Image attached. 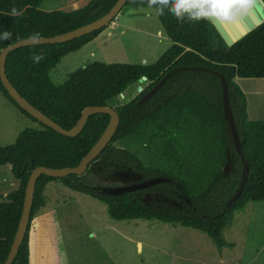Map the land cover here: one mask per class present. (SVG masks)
I'll return each instance as SVG.
<instances>
[{
  "label": "trees",
  "instance_id": "obj_1",
  "mask_svg": "<svg viewBox=\"0 0 264 264\" xmlns=\"http://www.w3.org/2000/svg\"><path fill=\"white\" fill-rule=\"evenodd\" d=\"M45 0H0V34L12 33L11 40L0 39V50L31 34L53 37L72 31L106 14L117 0H90L79 9L43 11ZM264 1V0H263ZM149 7L147 0H127L125 7ZM15 7L22 15L13 17ZM159 22L171 47L151 65L104 64L94 62L71 73L61 85L50 79V71L71 53L93 41L106 27L78 39L56 44H34L10 52L5 71L9 82L36 109L65 130L71 129L88 106H112L116 98L129 87L146 78L147 85L130 101L115 107L118 127L109 144L86 168L82 176L52 178L41 175L35 186L29 224L24 240L12 264L30 263L29 232L36 213L43 208V193L53 181L66 188L90 196L107 207L115 221L157 220L193 229L205 234L218 252L232 248L223 235L233 214L248 203L264 201V120L251 121L246 113V99L235 78L264 79V23L241 40L228 47L209 20H178L167 8ZM114 21V20H113ZM112 21V22H113ZM34 55H42L38 63ZM194 68L181 70L180 68ZM177 69V71H174ZM162 87L145 103L141 97L150 91L167 73ZM228 83L230 103L242 154L234 148L228 123L222 108L220 80ZM0 92L21 114L38 123L22 111L0 84ZM109 122L106 114L91 115L73 138L60 135L40 123L41 129L27 128L7 147L0 146V166H11L19 188L0 202V264L7 258L17 230L23 206L24 191L32 170L71 168L79 164L96 143ZM168 130L183 132L204 143L199 160V172L191 160H184L183 177L161 168L146 166L135 154L115 146L137 137H165ZM166 154L168 152H165ZM232 155L238 161L236 170L230 167ZM180 160L179 157H174ZM126 167L140 176L127 190L113 194L100 183L106 172ZM248 169V180L240 197L230 206L229 199L237 191ZM180 173L182 170L180 169ZM208 177L200 183V178ZM163 190L167 197L147 199L146 194ZM179 196L182 207L171 199ZM189 201V202H188Z\"/></svg>",
  "mask_w": 264,
  "mask_h": 264
},
{
  "label": "rangeland",
  "instance_id": "obj_2",
  "mask_svg": "<svg viewBox=\"0 0 264 264\" xmlns=\"http://www.w3.org/2000/svg\"><path fill=\"white\" fill-rule=\"evenodd\" d=\"M89 1L45 0L39 9L71 11ZM128 8L121 10L89 48L64 57L50 71L52 83L61 85L71 73L94 62L145 65V60L146 65L154 64L172 43L163 31L155 8ZM116 20L118 25L111 31L112 35L107 36ZM257 82V79H243L238 84L251 121L264 120V94L260 93ZM146 85L143 81L129 87L112 106L130 101L140 93L139 88L143 90ZM27 128L41 129L0 92V146L13 144ZM115 146L132 152L146 166L179 174L181 178H184L181 162L191 160L196 166L194 170L199 172L198 162L204 150V143L175 130H168L165 137H137L126 143H115ZM237 164L232 155L227 170L235 171ZM105 174L100 183L107 187L122 188L140 180V176L126 167ZM207 178H200L199 182ZM18 188L19 181L13 177L11 166H0V202ZM167 195L163 190H156L146 194V198L160 199ZM43 198L44 206L30 224L31 264H264V201L248 203L246 208L234 212L232 221L223 230L225 239L233 247L218 252L205 234L178 224L157 220L115 221L104 204L66 188L58 180L46 186ZM171 201L182 207L179 196Z\"/></svg>",
  "mask_w": 264,
  "mask_h": 264
},
{
  "label": "water",
  "instance_id": "obj_3",
  "mask_svg": "<svg viewBox=\"0 0 264 264\" xmlns=\"http://www.w3.org/2000/svg\"><path fill=\"white\" fill-rule=\"evenodd\" d=\"M127 0H117L113 7L103 16L90 22L84 26L76 28L72 31L59 34L53 37H42L38 42H34L29 38L15 42L0 50V84L6 91L8 96L16 103V105L38 123L51 128L60 135L66 137H76L83 127L85 126L87 119L94 114H106L109 116V122L98 138L96 143L90 148L87 154L75 167L71 168H47V167H37L32 170L31 174L26 183L24 191L23 206L20 214V219L18 222L17 230L15 232L13 241L11 243L10 250L8 252L7 258L3 264H12L14 258L16 257L19 247L21 246L24 237L27 232L30 213L32 209L35 186L37 180L41 175H45L52 178H62L68 175L82 176L85 174L87 166L95 160L100 153L109 144L111 138L113 137L118 124L119 115L115 110V107L110 106H88L86 107L77 121V123L69 130L63 129L61 126L53 122L50 118L44 115L41 111L36 109L32 104H30L25 98H23L18 91L9 82L6 71L5 62L8 54L18 48L34 45V44H56L65 43L82 36L88 35L94 31L100 30L107 27L112 23V21L120 14L121 10L125 7ZM223 7L221 9V17L213 20H209L217 30L218 34L224 41V43L230 47L255 28L264 23V1L263 0H222ZM181 70H193L194 68L182 67ZM177 71V69H174ZM171 72L167 73L150 91L144 94L138 102V105H142L149 98H151L166 82ZM220 80L221 92H222V108L224 117L228 123L229 133L234 145V148L238 154H242L241 140L239 137L238 129L234 119V115L231 108L228 83L226 78L219 73H216ZM146 78L139 79V83L145 81ZM142 89L139 88V92ZM248 180V169L245 168V173L240 182V185L235 192V194L229 199L227 206L232 205L241 195ZM127 190L125 187L112 189L113 194L117 195L123 193ZM189 202V201H188Z\"/></svg>",
  "mask_w": 264,
  "mask_h": 264
},
{
  "label": "clouds",
  "instance_id": "obj_4",
  "mask_svg": "<svg viewBox=\"0 0 264 264\" xmlns=\"http://www.w3.org/2000/svg\"><path fill=\"white\" fill-rule=\"evenodd\" d=\"M149 7H157L160 14L164 13L167 8L178 20H213L221 17V9L223 7L222 0H147ZM13 17L22 15L15 7L10 13ZM12 33L5 30L0 34V39L11 40ZM40 33H34L29 39L38 42L41 39ZM43 59L42 55H34V62Z\"/></svg>",
  "mask_w": 264,
  "mask_h": 264
},
{
  "label": "crops",
  "instance_id": "obj_5",
  "mask_svg": "<svg viewBox=\"0 0 264 264\" xmlns=\"http://www.w3.org/2000/svg\"><path fill=\"white\" fill-rule=\"evenodd\" d=\"M78 8V7H77ZM77 8H74V9H77ZM138 8H142V7H138ZM129 9H136V8H131V7H129L128 8V10ZM146 16H148V14H146ZM116 19V18H115ZM118 25V20H116V23H114L113 24V26H111V28L108 30L109 32L107 33V36H111L112 35V30L116 27ZM104 34V31L101 33V34H99L98 35V37L97 38H95L93 41H91L90 43H88V44H86L84 47H82L80 50H85L86 48H89L88 46L89 45H91L93 42H95L96 40H98V38H100L102 35ZM159 34H161V32H159ZM169 40V39H168ZM171 42V41H170ZM106 44V43H105ZM92 54H94V53H92ZM143 63L146 65V61L145 60H143ZM140 65H142V64H140ZM243 79H241V78H235L234 79V82L235 83H237V85L240 83V81H242ZM258 80V84H260L259 86V90H260V93L261 94H264V79H257ZM257 92H259V91H257ZM247 206V205H246ZM246 206H245V208H246ZM141 243V242H140ZM138 244V243H137ZM141 245H142V243H141ZM140 245V246H141ZM141 250V249H140Z\"/></svg>",
  "mask_w": 264,
  "mask_h": 264
},
{
  "label": "bare ground",
  "instance_id": "obj_6",
  "mask_svg": "<svg viewBox=\"0 0 264 264\" xmlns=\"http://www.w3.org/2000/svg\"><path fill=\"white\" fill-rule=\"evenodd\" d=\"M141 248V247H140Z\"/></svg>",
  "mask_w": 264,
  "mask_h": 264
}]
</instances>
